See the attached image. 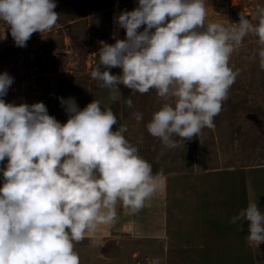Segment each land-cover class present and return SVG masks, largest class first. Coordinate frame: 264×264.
<instances>
[{"label":"clouds","instance_id":"9594fccd","mask_svg":"<svg viewBox=\"0 0 264 264\" xmlns=\"http://www.w3.org/2000/svg\"><path fill=\"white\" fill-rule=\"evenodd\" d=\"M55 8L54 0H0V21L15 45L25 47L33 33L57 26ZM206 17L205 0H138V7L116 18L125 38L102 42L99 65L90 73L101 88L122 84L133 95L155 89L163 103L146 129L169 148L215 128L214 117L239 75L230 57L249 34L258 37L264 70V7L256 9L255 24L240 15L228 26L206 25ZM117 67L121 74H110ZM12 83L0 73V162L7 158L0 169V264H80L75 244L98 225L115 223L118 204L128 215L139 213L166 177L154 174L124 137L127 125L113 130L118 121L111 107L93 100L80 109L73 98H61L68 114L61 124L42 102L6 103L2 97ZM125 104L133 107L131 99ZM133 116L142 120V113ZM243 220L248 242L264 243V213L256 201L230 223Z\"/></svg>","mask_w":264,"mask_h":264},{"label":"rangeland","instance_id":"374dc122","mask_svg":"<svg viewBox=\"0 0 264 264\" xmlns=\"http://www.w3.org/2000/svg\"><path fill=\"white\" fill-rule=\"evenodd\" d=\"M59 14L50 32L33 33L25 47L15 45L0 21V73L13 78L6 103L42 102L61 124L68 119L60 99L73 98L83 109L93 100L111 107L124 137L166 183L146 206L128 215L117 205L113 224L98 225L94 234L75 244L80 264H264V243L247 240V220L230 219L255 202L264 213V70L260 67L258 37L249 34L229 60L239 70L214 129L204 128L190 141L165 146L146 125L162 107L156 90L132 94L125 86L101 88L90 73L99 65L102 42L125 38L116 23L138 0H54ZM205 24L238 23L240 15L257 23L254 14L264 0H205ZM112 27L115 38H112ZM144 26H141L140 31ZM154 31V29L152 30ZM85 39V40H84ZM101 70H105L103 67ZM110 74L120 75V68ZM131 99L133 107L126 106ZM142 113L137 122L134 113ZM179 140V137H175ZM7 164L0 162V169ZM4 183L0 171V187Z\"/></svg>","mask_w":264,"mask_h":264},{"label":"crops","instance_id":"0c3cea01","mask_svg":"<svg viewBox=\"0 0 264 264\" xmlns=\"http://www.w3.org/2000/svg\"><path fill=\"white\" fill-rule=\"evenodd\" d=\"M0 35H2V32L0 33ZM111 35H112V38H113V37H114V38L116 37V36H115L114 28H112ZM84 40H85V39H84ZM104 225H105V224H104Z\"/></svg>","mask_w":264,"mask_h":264},{"label":"built area","instance_id":"2783aa9c","mask_svg":"<svg viewBox=\"0 0 264 264\" xmlns=\"http://www.w3.org/2000/svg\"><path fill=\"white\" fill-rule=\"evenodd\" d=\"M113 28V27H112Z\"/></svg>","mask_w":264,"mask_h":264}]
</instances>
